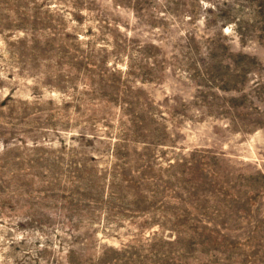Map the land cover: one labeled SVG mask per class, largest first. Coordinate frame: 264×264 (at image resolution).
Wrapping results in <instances>:
<instances>
[{
  "label": "rangeland",
  "instance_id": "obj_1",
  "mask_svg": "<svg viewBox=\"0 0 264 264\" xmlns=\"http://www.w3.org/2000/svg\"><path fill=\"white\" fill-rule=\"evenodd\" d=\"M0 264H264V0H0Z\"/></svg>",
  "mask_w": 264,
  "mask_h": 264
}]
</instances>
